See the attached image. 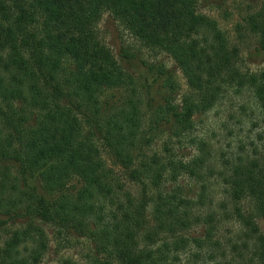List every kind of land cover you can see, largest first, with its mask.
Returning <instances> with one entry per match:
<instances>
[{
    "label": "trees",
    "instance_id": "1",
    "mask_svg": "<svg viewBox=\"0 0 264 264\" xmlns=\"http://www.w3.org/2000/svg\"><path fill=\"white\" fill-rule=\"evenodd\" d=\"M198 5L0 0V264H39L46 227L89 240L94 264H264V146L219 170L212 142L192 136L196 116L231 94L252 98L241 117H263L264 68L244 63L264 62V1L236 28L239 43ZM104 14L172 59L185 92L163 61L138 67L134 53L115 54L99 34ZM119 89L134 93L129 103L106 109L102 94ZM187 141L189 158L170 146ZM181 176L195 189L179 186ZM234 220L238 234H221Z\"/></svg>",
    "mask_w": 264,
    "mask_h": 264
},
{
    "label": "rangeland",
    "instance_id": "2",
    "mask_svg": "<svg viewBox=\"0 0 264 264\" xmlns=\"http://www.w3.org/2000/svg\"><path fill=\"white\" fill-rule=\"evenodd\" d=\"M262 1L264 0H199L198 9L200 12L205 13L212 19L216 20L219 27L229 35V38L232 41L239 43L237 36L239 32L237 31V27L239 25H244V17L247 13L257 8ZM98 30L100 36L115 54L119 53L120 50L125 51V49L134 53L138 67H142L140 62L142 61L141 59L163 61L167 67L175 70L179 95L185 92L186 84L181 72L176 68L172 59H170L165 53L150 51L147 48L142 47L132 35L124 30L117 22L115 23L112 21L107 14H104L98 23ZM240 47H242L243 53L245 54L251 45L247 40V42L245 41L242 43ZM244 66H247L252 70H259L264 68V62L256 61L250 63L245 61ZM134 73L137 75L139 71L136 70ZM139 79L140 78H137L138 83L135 87L138 89L137 91L141 93V100L143 102L142 107L143 110L146 111V96L144 95L146 84L142 83ZM158 90H160L159 86L155 85L153 88L154 93ZM132 94L134 93L127 89L107 90L102 94L101 102H103V106L106 109L123 107L125 104L129 103V97ZM243 104H253L249 93L244 92L237 96L231 94L212 111L205 115L196 116L197 125L192 136L203 137L212 142L213 147L217 152L215 163L219 170H223L226 166L225 163L228 161L231 162L238 156H244L247 154L253 155L255 152L262 151L261 148L264 146V115H262L263 117H261L256 123L251 121L252 118L241 117L239 108L240 105ZM230 114L241 118L242 122L237 123L236 118H230ZM146 117H148V115ZM226 124H228L227 127H225ZM146 126L147 125H145V128ZM226 128L232 129V135L227 134L228 130ZM162 136L164 139L167 137L165 134ZM156 145H159V140L156 141ZM173 145L179 148V153L187 154L186 158L191 157L192 153H195L194 146L188 141L182 143V148L181 144H170V146ZM102 153L107 163L111 165V158L106 152L103 151ZM257 157L260 158L258 155ZM113 169L118 170V168L116 169L115 167H113ZM178 184L186 190L191 189L192 191L195 189L194 180H191L186 176H181ZM130 185L131 184L128 186L130 187ZM130 188L134 194L137 192L135 186H131ZM216 190L218 192L216 199H224L222 188L216 187ZM241 204L245 209H248L245 202H242ZM228 208L232 210V204H229ZM242 210L244 211L243 208ZM240 225L241 224L236 220L229 224L224 223L220 233L227 235L228 233H226V230H228L227 226H229L233 235H237L241 228ZM259 225L260 230L264 233V221H260ZM46 229L49 237L48 250L39 264H63V259L67 257L71 258L76 264L95 263L94 257H92L94 255V247L89 240L81 237L76 238L73 236H65V234H58L56 230H50V227H46ZM201 233V228H198L194 230L193 234L201 235ZM200 263L202 264L199 260L198 264Z\"/></svg>",
    "mask_w": 264,
    "mask_h": 264
}]
</instances>
